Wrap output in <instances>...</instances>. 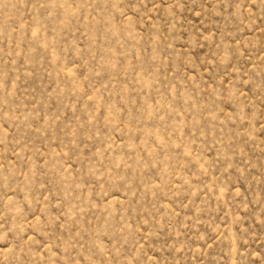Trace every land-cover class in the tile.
Segmentation results:
<instances>
[{"label":"rangeland","instance_id":"obj_1","mask_svg":"<svg viewBox=\"0 0 264 264\" xmlns=\"http://www.w3.org/2000/svg\"><path fill=\"white\" fill-rule=\"evenodd\" d=\"M0 264H264V0H0Z\"/></svg>","mask_w":264,"mask_h":264}]
</instances>
